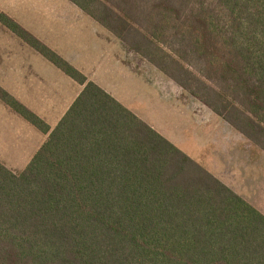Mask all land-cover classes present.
Wrapping results in <instances>:
<instances>
[{
	"label": "trees",
	"instance_id": "obj_1",
	"mask_svg": "<svg viewBox=\"0 0 264 264\" xmlns=\"http://www.w3.org/2000/svg\"><path fill=\"white\" fill-rule=\"evenodd\" d=\"M264 154V0H67ZM0 27L82 87L0 163V264H264V215L7 14Z\"/></svg>",
	"mask_w": 264,
	"mask_h": 264
},
{
	"label": "rangeland",
	"instance_id": "obj_2",
	"mask_svg": "<svg viewBox=\"0 0 264 264\" xmlns=\"http://www.w3.org/2000/svg\"><path fill=\"white\" fill-rule=\"evenodd\" d=\"M66 1L0 0V13L44 41L63 45L61 52L88 71L89 77L93 71L97 82L119 103L264 215V154L147 62L128 53L106 30L73 12L72 8L78 9ZM16 61L32 64L31 83L58 72L0 27V86L19 99L11 92L20 84L15 82L21 74ZM46 92L39 96L43 101L51 100ZM21 94L27 95L23 89ZM43 114L51 117L49 112ZM42 142L36 129L0 102V163L20 172Z\"/></svg>",
	"mask_w": 264,
	"mask_h": 264
},
{
	"label": "crops",
	"instance_id": "obj_3",
	"mask_svg": "<svg viewBox=\"0 0 264 264\" xmlns=\"http://www.w3.org/2000/svg\"><path fill=\"white\" fill-rule=\"evenodd\" d=\"M68 2V1H66ZM69 3V7L72 8V6H74L73 4ZM67 4V3H66ZM68 5V4H67ZM72 5V6H70ZM75 7V6H74ZM78 9V8H77ZM72 11L78 14H83L84 16H86L82 11H80L79 9L76 10L74 8H72ZM9 16V15H8ZM10 17V16H9ZM89 20H91L88 16H86ZM13 19V18H12ZM92 21V20H91ZM17 22V21H16ZM94 22V21H92ZM18 23V22H17ZM95 23V22H94ZM96 24V23H95ZM102 28V27H101ZM25 29V28H24ZM104 29V28H103ZM26 30V29H25ZM105 30V29H104ZM29 32V31H28ZM9 33V32H8ZM30 33V32H29ZM11 34V33H10ZM32 34V33H31ZM12 35V34H11ZM35 38H37L40 42H42L44 45H46L48 48H50L51 50H53L55 53H57L61 58H63L66 62H68L72 67H74L76 70H78L80 73H82L88 81H91L93 83H95L97 86H99L101 89H103L106 93H108L110 96H112L114 99L117 100V98H115L114 95H112L105 87H103L102 85H100L97 80L95 79L94 75H93V71H91L90 73V77H89V73L88 71L84 70V68H80L75 62L74 60L70 57V56H65L62 52H61V48H63V45H53L49 42L44 41L42 38H39L38 36L32 34ZM112 36V35H111ZM118 44L122 45L124 48V45L117 41ZM25 46V45H24ZM27 47V46H26ZM61 47V48H60ZM122 48V49H123ZM30 49V48H29ZM31 50V49H30ZM33 51V50H31ZM34 52V51H33ZM128 52V51H127ZM36 53V52H34ZM130 53V52H128ZM37 54V53H36ZM40 56V55H39ZM65 56V57H64ZM41 57V56H40ZM42 58V57H41ZM43 59V58H42ZM45 60V59H44ZM46 61V60H45ZM47 62V61H46ZM16 63L18 64V66L20 67V69H18V71H21L20 77L17 81H15L16 83L19 82V85H15L13 88V90H11L12 93H14L15 95H18L19 99L16 98L13 94H11L10 92H7L13 97L15 98L20 104H22L23 106H25L29 111H31L32 113H34L35 115H37L40 119H42L51 129H53L58 122L60 121V119L64 116V114L67 112V110L69 109V107L72 105V103L74 102V100L76 99V97L79 95V93L82 90V87L77 85L74 81H72L70 78H68L67 76H65L62 72H60L58 69H56L54 66H52L49 62H47L48 64H50L53 68H55V70H57V73H60V75L62 74L63 76H65L63 78V76H59L56 72L50 74V77L48 78H35V83H31V80H34V78L32 77L33 74H29L28 69L30 67H32L31 63H20V61H16ZM16 63H13L12 66L15 68ZM26 64V65H25ZM28 65L27 70L25 71L26 67ZM40 68L38 69V71H43L44 68H42L43 64L41 61H39ZM17 70V69H16ZM50 72H52V70L49 68ZM22 71L26 72V75L23 74ZM122 73V72H121ZM13 74V73H12ZM41 73L37 74L36 76H39ZM13 78V77H12ZM11 78V79H12ZM67 78L69 80H67ZM1 87V86H0ZM3 87V85H2ZM5 90V88H3ZM23 89L27 95H20V90ZM44 90H46V95L50 98L51 100L47 99L46 101H43V95H44ZM39 96H42V98H39ZM22 100V101H21ZM118 101V100H117ZM119 102V101H118ZM2 104V103H1ZM3 105V104H2ZM4 106V105H3ZM6 107V106H4ZM7 108V107H6ZM47 108V109H46ZM8 109V108H7ZM9 110V109H8ZM11 111V110H10ZM12 112V111H11ZM44 112H49L50 116H46L45 114H43ZM52 113V114H51ZM26 122V121H25ZM30 125V124H29ZM31 126V125H30ZM34 128V127H33ZM35 129V128H34ZM40 133V132H39ZM41 134V133H40ZM42 135V134H41ZM42 139L43 142L42 144L45 142L46 140V136L42 135ZM41 144V145H42ZM40 148V147H39ZM38 148V149H39ZM37 152V151H36ZM35 152V153H36ZM34 153V154H35ZM34 156V155H33ZM32 156V157H33ZM31 157V159H32ZM30 159V160H31ZM29 160V161H30ZM29 163V162H28ZM27 163V164H28ZM26 164V165H27ZM6 167V166H5ZM25 168V167H24ZM23 168V169H24ZM22 169V170H23ZM10 170V169H9ZM20 170V171H22Z\"/></svg>",
	"mask_w": 264,
	"mask_h": 264
}]
</instances>
